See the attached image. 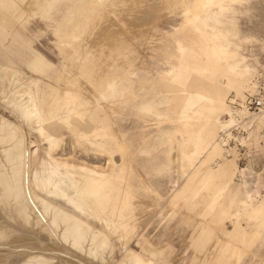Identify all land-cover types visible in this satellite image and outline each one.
<instances>
[{
    "label": "snow or ice",
    "instance_id": "6c2138e0",
    "mask_svg": "<svg viewBox=\"0 0 264 264\" xmlns=\"http://www.w3.org/2000/svg\"><path fill=\"white\" fill-rule=\"evenodd\" d=\"M244 4L196 7L206 10V23L216 20V8L229 13L234 28ZM136 7L94 0L89 18L78 22L58 0H37L18 28L0 29V109L15 117L0 121V144L11 145L0 204L14 205V219L58 240L82 264H264V65L234 56L228 83L221 77L207 96H195L198 104L191 95L201 88L198 74L175 68L183 63L179 33L193 23L191 12L149 38L132 24L129 9ZM143 47L154 52L141 63L136 52ZM175 96L187 98L181 120L199 109L201 159L211 154L220 163V218H231V232L207 224L218 200L198 204L179 191L183 181L173 184V152H184L166 110ZM92 156L100 159L79 163ZM69 164L80 181L61 179ZM26 189L40 199L38 216L26 206ZM6 238L0 231V241ZM24 264L48 262L29 256Z\"/></svg>",
    "mask_w": 264,
    "mask_h": 264
},
{
    "label": "bare ground",
    "instance_id": "6f19581e",
    "mask_svg": "<svg viewBox=\"0 0 264 264\" xmlns=\"http://www.w3.org/2000/svg\"><path fill=\"white\" fill-rule=\"evenodd\" d=\"M23 5L19 8L23 13L28 14L32 12L33 5L37 3V0H15ZM94 2V0H85L80 6H78L77 13L73 15L76 21L86 20L91 14V8L89 6ZM129 4H135L137 7L129 9L133 13L132 24L135 29L139 26L144 25L146 28L149 23L152 22L157 14L155 9L156 4H144V0H127ZM224 2V3H223ZM231 0H221L219 4L230 3ZM202 3H215L213 0H197L193 4V11L191 12V23L200 35V40L202 42V51L195 53L190 50L193 54L192 57L195 59L193 65L187 60L186 54H183V63L179 61L178 68H176L177 75L185 74L190 70H194V74H198L197 78L201 83V88L196 92H192L194 102L201 104L202 101H195L196 95L207 96L213 89L218 85V79L224 77L225 84L228 83L226 78L228 74V68L230 67V61L233 58V53L231 49L227 46L226 40L222 36H217L218 43H215L211 35L205 30V28L213 26V23L218 20L219 16H222L226 12H221V9L217 8L214 11V15L217 17L215 21L205 22L206 10L203 8H197V5ZM145 5L144 7H139V5ZM183 22V21H182ZM218 31V30H217ZM196 39V38H195ZM188 50V49H187ZM6 86V85H5ZM182 101H186V97H181ZM182 102V105H183ZM49 105L55 103V98H51L48 101ZM3 110V109H1ZM182 109H177L179 112ZM4 111V110H3ZM199 109L195 111H190L186 117L179 121L180 126L186 131V134H192L193 140L188 146H184V152L186 160L191 164V160H196L197 163L192 165L189 173L184 177V181L179 188L184 196L188 199H193L196 196H200L206 200L207 204L211 201L209 197L214 195L218 191L216 200H219V179L215 176L216 170L220 167V164L216 168L211 167V163L215 161L212 155L209 154L201 159L203 154V148L198 146V135L201 131V125L199 123V117L196 115ZM6 112V111H5ZM8 113V112H7ZM12 118L15 117L8 113ZM13 119V120H14ZM0 121H10L7 117L0 114ZM144 123V122H143ZM144 125V124H143ZM11 147L10 144H0V178L8 165V160L4 153L8 151ZM12 159H15V154H11ZM98 164V163H97ZM68 172H66L61 179H66L69 184H71L73 175L71 169L74 167L68 165ZM99 168V166H91ZM11 170L10 165L8 166V171ZM110 171V170H109ZM103 169H101V175H98L95 179L100 181L102 179ZM76 181V180H75ZM103 194V193H102ZM24 197L27 200V207L30 209L34 216L41 214V207L39 197L33 198L29 191L26 189L24 191ZM205 203V204H206ZM222 203H226L225 199H222ZM113 206H115V197H113ZM219 212V211H218ZM14 205L9 202H4L0 204V231H4L6 234V239L0 241V264H24V261L29 256H34L37 260L47 261L48 264H82V258L75 255L68 248L64 247L58 240L48 239L47 237L42 238V233L36 231L34 227L29 228L19 220L14 219ZM41 223H44L42 220ZM51 224V221H48ZM86 259V257H84Z\"/></svg>",
    "mask_w": 264,
    "mask_h": 264
},
{
    "label": "rangeland",
    "instance_id": "374dc122",
    "mask_svg": "<svg viewBox=\"0 0 264 264\" xmlns=\"http://www.w3.org/2000/svg\"><path fill=\"white\" fill-rule=\"evenodd\" d=\"M83 1L85 0H58L62 10H67L68 8H70L72 16L77 13V10L79 8L78 6H80ZM196 1L197 0H144L145 5L156 4V2H159L158 5H155V9L158 12L155 19L149 23L147 28L144 25H141L136 29V31L143 32L149 38L155 34V28H159L161 33L171 31L174 27H177L182 23L184 12L194 10L193 4ZM213 1H215V4H219L221 0ZM177 4L192 7H182L180 9L173 7ZM22 7L23 5L15 0H0V29L18 28V18L21 15H26L21 10H19V8ZM215 10H217V8L214 9V11ZM236 11L238 13L243 12L245 14L237 15L235 17L236 24L234 28H230L229 21L227 19L229 13L226 12L222 16L218 17V20L213 23L212 28L207 26L205 30L208 32V34L211 35L215 43H218L216 37L222 36L226 40L227 46L231 49L230 51L233 53V57L239 55L242 60H249L250 63L258 62L261 65H264V0H245V4L243 5V7L237 6ZM192 26V24L188 25L187 30L179 33V36L180 41L182 42V47L184 49L183 54L187 55V60L193 65L195 59H193L194 57H192L193 54L190 50H193V52L195 53L201 52L202 42L200 40V35ZM157 38L159 39V37ZM157 47H159V45H157ZM45 51H48V49L45 48ZM153 52V49L143 47L136 52V57H138L139 61L142 63L145 58H151L153 56ZM183 57L185 56L183 55ZM178 63L179 60L177 61L175 68H178ZM137 90H139V84ZM182 102L183 101L180 96H175L172 98L170 107L166 109L168 111H171V113L175 117V125L171 128V131L173 133L174 139L179 142L177 145V149H179L180 144H182L183 146H188L193 140V135L186 134V131L179 124L180 114L176 110L182 109ZM256 107L257 106L252 105L249 111L252 113L258 112L259 107L257 109ZM0 114L10 120L14 119L7 112L1 109ZM133 123H135L134 119ZM143 124L144 123L141 122L142 127L145 126ZM148 127H151V125L149 124ZM77 155H79V153H77ZM99 159V157L95 156L84 157L83 160L79 161V163H91L92 161H98ZM172 160L175 164V167L173 168V176L176 178L173 180V184H176L178 181H184V176L189 173L192 165L197 163L196 160H191V164H189V162L185 158V155L178 154V151L173 152ZM219 164L220 163L215 160L211 163V167L216 168ZM95 165L100 167L99 163L90 164V167ZM73 179H75L76 181H80L81 177L73 176ZM181 185L182 183H180V186ZM217 193L218 191L214 195H211L209 197V200L211 202L214 199L216 200L218 195ZM191 200H196L197 203L201 205L206 203V200L204 198H201L200 196H196ZM218 201L219 203L217 204V216L213 217L210 214L207 220V224L210 227L215 228L218 232L224 230H226L227 232H231V218H220V205L224 204L226 206V203H222V199L220 197ZM232 216H235L234 211L232 213ZM132 247L135 248V244H133Z\"/></svg>",
    "mask_w": 264,
    "mask_h": 264
},
{
    "label": "built area",
    "instance_id": "2783aa9c",
    "mask_svg": "<svg viewBox=\"0 0 264 264\" xmlns=\"http://www.w3.org/2000/svg\"><path fill=\"white\" fill-rule=\"evenodd\" d=\"M252 105H253V106H257L256 109L259 107L258 104H257L256 101H255V98H250V99H249V101H248V105H247V107H248L249 110H250V108H251Z\"/></svg>",
    "mask_w": 264,
    "mask_h": 264
}]
</instances>
